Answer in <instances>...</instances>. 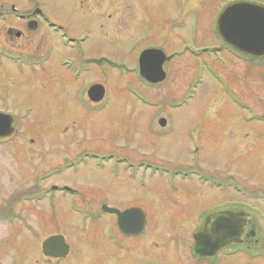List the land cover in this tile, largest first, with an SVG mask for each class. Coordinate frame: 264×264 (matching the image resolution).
Returning <instances> with one entry per match:
<instances>
[{
  "label": "rangeland",
  "instance_id": "374dc122",
  "mask_svg": "<svg viewBox=\"0 0 264 264\" xmlns=\"http://www.w3.org/2000/svg\"><path fill=\"white\" fill-rule=\"evenodd\" d=\"M37 1L44 13L72 34L91 30L90 15L97 2L99 29L83 45L84 51L120 66H99L98 84L103 85L108 102L97 115H86L80 105L69 100L73 89L80 87L77 83L65 86L66 98L59 97L57 92L52 96L57 107L63 106L64 113L43 118L47 97L39 86L0 83V106L18 109L29 104L39 112L35 119L32 116L27 121L33 128L28 125L26 132L32 134L24 138L25 142H19L20 146L29 145L32 139L39 148L20 147L23 152L15 159L17 170L7 153L0 159L1 176L13 172L15 177L13 185L3 180L0 184V212L4 216L15 212L14 224L31 225H44L48 213L51 221L60 225L59 216L63 215L66 234L74 238L76 251L63 264H82L100 247V229L89 227V232L80 233L70 228L78 225L71 212H101L102 205L118 210L139 207L149 215L159 214L160 227L150 228L141 241L147 247L145 264H165L167 260L171 264L167 258L170 253L176 261L187 264L191 260L193 233L201 230L205 216L212 214L215 218L221 210L249 214L252 226L258 227L264 236V218L253 214L255 209L264 212V58L242 60L238 54L232 56L227 52H201L197 58L179 55L165 65L167 79L160 86H149L135 73L124 72L129 67L137 68L138 56L126 52L137 39L169 35L161 32L159 24L163 28L168 22L183 24L170 32L167 51L180 50L184 40L182 52L188 49L186 52L191 54L201 46L221 44L214 20L224 5L239 1L264 5V0H83V8L78 11L60 9V2L69 6L75 0ZM1 2L13 3L20 10L28 6L26 0ZM108 8L115 9L111 16L105 11ZM193 18L198 21L194 25ZM42 31L44 28L35 32V54L43 51ZM13 44L21 47L29 42L26 38H14ZM208 55L212 57L206 60ZM204 61L208 64L201 67ZM128 87L151 105L137 102V95L129 92ZM192 90L194 97L188 102H177ZM229 94L239 104H234ZM176 104L180 106L173 108ZM50 112L47 110V114ZM159 117L165 119L163 127L158 124ZM149 119H154L151 131ZM130 161H143V166L133 172L126 169L134 166ZM55 169L65 171L42 178ZM188 170L186 177L180 175ZM53 184L72 187L77 197L50 193ZM46 189L50 195L40 200L20 199ZM15 192L18 194L11 198ZM6 223L9 222L0 225ZM62 230L63 227L56 231ZM4 235L0 232V236ZM22 236V245L3 240V247L10 248L3 264H17L20 253L32 249L29 235ZM38 246L33 248L35 259L40 260ZM137 252L126 255L124 263L134 261ZM151 252H157V257L153 258ZM237 257L240 259L235 264L247 262L246 258Z\"/></svg>",
  "mask_w": 264,
  "mask_h": 264
},
{
  "label": "flooded vegetation",
  "instance_id": "af4514ba",
  "mask_svg": "<svg viewBox=\"0 0 264 264\" xmlns=\"http://www.w3.org/2000/svg\"><path fill=\"white\" fill-rule=\"evenodd\" d=\"M82 3L83 0H75L74 2H70L69 6H66V2H60V9L69 8L70 10L73 9L78 11L83 8L81 6ZM26 5L29 7H20L22 9L20 10L16 8L15 4H4L0 0V83L10 86L31 83L32 85L39 86L42 90L43 96L47 97L44 99L46 106L44 113H42V118L56 113L58 116L63 114V106L57 107V102L56 100H53L52 96L55 94V92H57L59 97L66 98L67 95L63 92L65 86L69 87L70 85L73 87L77 83L80 87L78 89H73L74 94L73 96L68 97L69 100H71L75 105H80L86 115H97L99 113V109L103 108L107 104L108 100L106 97H104L100 102L95 103L89 99L88 90L93 85H98L100 65L107 64L112 67L115 66V64L109 63L107 60H105L106 63H103V61L101 64H99L97 62L99 57H95V54H86L83 48V45L89 41L91 35L99 29L98 22L100 17L99 6L97 2H95V6L93 7L94 10L90 15V21L92 23V26L90 25L91 30H84L78 34H72L67 27L61 23L54 22L49 15L43 12L40 3L37 0H26ZM105 11H108L110 13L109 15L111 16L115 9L113 10V8H108ZM65 17L70 19L67 16ZM107 19L110 18L107 17ZM192 21V25H194V22H198L194 18ZM159 26L161 27V32L163 34L164 32L169 34L167 37H160L157 39H154L153 37L139 38L134 42L133 47L131 46L126 49V52H131L132 54L139 56L144 50H159L164 53L165 56L172 58L169 62L165 63V65H167L179 55L182 56L189 54L191 57H193L195 52L207 51L208 49L205 46H201L200 48H196L194 52H191V54L186 52L189 51L188 49H185L182 52L183 45L185 43L183 40L180 50L172 49L167 51V46L169 43L168 39L171 35L170 32L176 28H181L183 24L179 25L176 21H174L165 24L164 28L161 24H159ZM39 28H44V31H42L43 51L39 54H35V49H32V46L34 45L35 32L38 31ZM14 38L16 40L26 38V40L29 42V45L19 47L13 44ZM152 39L156 42L152 43ZM227 49L228 48L222 45V43L217 47H212L213 51ZM116 66L119 67L120 65ZM4 70L5 72L1 73ZM133 70L129 67L128 72ZM57 73L61 75V77L57 75ZM101 73L105 74L106 71H101ZM88 76H90L89 79H86L84 82L81 81ZM141 101L145 103L143 98H139L138 102L140 104H142ZM49 109L51 112L47 114V110ZM0 114L6 117L5 119H7L9 123H12V135H10L8 138L7 134L0 137V159L2 160L4 152L7 153L9 157L14 160V168L17 170V163L15 159L17 158L18 153L22 151L20 147H26V149H28L29 146H31V149L32 147L33 149L39 148L37 144H34V141L30 139V137L28 138L31 140L29 145L26 144L20 146L19 144L20 141L25 142L24 138L32 134L29 131L26 132L28 127L33 128V124H28L27 121L32 116L35 119L39 112L35 107L27 104L19 107L18 109L0 106ZM160 119L161 117H159L157 121ZM153 121L154 119H149L150 131ZM38 133H41V130ZM130 163L134 164V166H129L126 169H132L133 172L136 167L140 168L143 166V161H130ZM1 169L0 184L3 180L9 185H13L15 179L14 175H12L13 172L10 174L4 173V175L1 176ZM64 171L65 170L62 169H55L51 173H45L42 178L44 179L45 177H50V174L52 173L61 174ZM49 192L60 193L62 197L64 196L62 195L64 193L76 197L78 194L72 187L70 188L66 184H53L49 187ZM50 193H48V189H46L44 192L39 191L34 194L23 195L20 199L40 200L44 196L50 195ZM17 194L18 192L12 193L10 197H15ZM16 200L18 201L19 199L17 198ZM79 211L71 212L77 217L78 225H70V228H73L80 233H85V231L89 232L88 229L90 228L100 229V247L97 249V251L94 249L95 253L93 250V257L87 259L82 264H145L148 256L146 251L147 247L142 245L141 241L147 235V231L150 228L155 227V225L160 227V224L157 220L159 214L149 215L147 212H134L129 217L124 218V223L126 226L131 228L133 231H137L138 225H140L141 221H144V228L141 233L126 235L120 230L118 226V218L115 214L107 212H95L90 210L85 212ZM4 214L5 213L0 212V222L8 221L9 223L0 225V229H4V231L0 232H5L4 236H0V264H3V259L6 257L5 254H7L10 249L9 247H3V240H14L15 243L18 242L20 245H22L23 241H21V239L24 233L28 234L31 238L30 243L32 249L27 252H21L20 256L16 258L17 264H39L40 260L42 264H63L66 259L76 255V251L73 248V243L75 240L72 236H68L66 234V226L63 215L59 216L60 225H57L56 222L53 223L51 221L49 213L44 225H31L14 224L16 215L15 212L11 213L9 216H4ZM253 214L264 218V212H254ZM252 222L253 221L251 220L245 228L241 247L226 249L213 258H199L193 254V242L191 246V260L185 262L187 264H235L237 263L235 260L240 259L237 256L246 258L247 262H245V264H248V262L255 264L264 262V257H260V254L264 253V236H262V232L258 227L252 226ZM62 227L63 232L56 231L58 228L61 229ZM43 232L50 234L43 236ZM50 237L63 238V243H65L68 247L66 256L52 257L44 255L42 251V245L44 241ZM5 243H7V241H5ZM33 245H39L36 250L40 252V254L38 253L40 260L35 259L36 251L35 248H33ZM87 245L89 247V244ZM58 246L59 243L52 246L53 252H58V249H56ZM149 250L153 251L152 249ZM230 250H234V252H228ZM136 251H138L135 255L136 262H134V260L132 262L124 263L127 257L126 255L132 254ZM151 253L153 254V252ZM156 253L153 254V258L157 257L155 256ZM256 253H259L258 256H250L255 255ZM160 257L161 256L158 258ZM167 258H170L171 264H184V262L180 261L179 259L176 261V259L172 258L171 253L167 256ZM167 261H164V263L169 264Z\"/></svg>",
  "mask_w": 264,
  "mask_h": 264
},
{
  "label": "water",
  "instance_id": "95a60500",
  "mask_svg": "<svg viewBox=\"0 0 264 264\" xmlns=\"http://www.w3.org/2000/svg\"><path fill=\"white\" fill-rule=\"evenodd\" d=\"M215 28L222 42L240 53L256 59L264 58V6L252 2H235L228 5L218 15ZM33 29V28H32ZM166 58L159 50H145L138 57V76L152 85H158L165 81L166 74L163 70ZM88 96L91 101L99 102L104 96L101 85L90 88ZM0 114V137L12 135V123ZM9 124V125H8ZM161 126L165 125L160 120ZM1 139V138H0ZM102 211L115 213L118 218V226L126 235L138 234L143 231L144 221L138 225L137 231L131 230L124 223V218L134 212H142L139 208H129L118 211L102 206ZM250 222L249 214L242 211H222L215 218L212 215L204 219L200 231L193 234V253L199 258L214 257L222 250L242 244L245 228ZM135 229V227H134ZM59 243L53 252L52 246ZM42 251L46 256L64 257L68 247L61 237H50L44 241Z\"/></svg>",
  "mask_w": 264,
  "mask_h": 264
}]
</instances>
